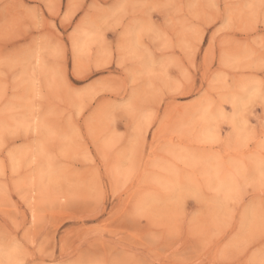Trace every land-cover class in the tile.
Returning a JSON list of instances; mask_svg holds the SVG:
<instances>
[{"label":"rangeland","instance_id":"1","mask_svg":"<svg viewBox=\"0 0 264 264\" xmlns=\"http://www.w3.org/2000/svg\"><path fill=\"white\" fill-rule=\"evenodd\" d=\"M0 264H264V0H0Z\"/></svg>","mask_w":264,"mask_h":264}]
</instances>
